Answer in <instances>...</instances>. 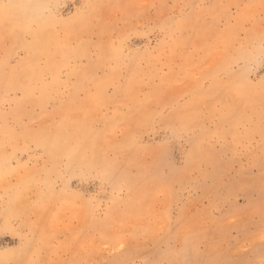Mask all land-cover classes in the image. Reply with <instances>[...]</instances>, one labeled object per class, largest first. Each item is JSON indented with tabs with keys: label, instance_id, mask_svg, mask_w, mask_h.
<instances>
[{
	"label": "rangeland",
	"instance_id": "374dc122",
	"mask_svg": "<svg viewBox=\"0 0 264 264\" xmlns=\"http://www.w3.org/2000/svg\"><path fill=\"white\" fill-rule=\"evenodd\" d=\"M0 264H264V0H0Z\"/></svg>",
	"mask_w": 264,
	"mask_h": 264
}]
</instances>
